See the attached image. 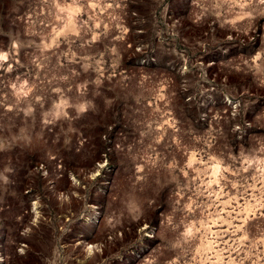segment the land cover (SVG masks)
Returning a JSON list of instances; mask_svg holds the SVG:
<instances>
[{"label":"rangeland","instance_id":"374dc122","mask_svg":"<svg viewBox=\"0 0 264 264\" xmlns=\"http://www.w3.org/2000/svg\"><path fill=\"white\" fill-rule=\"evenodd\" d=\"M0 264H264V0H0Z\"/></svg>","mask_w":264,"mask_h":264},{"label":"bare ground","instance_id":"6f19581e","mask_svg":"<svg viewBox=\"0 0 264 264\" xmlns=\"http://www.w3.org/2000/svg\"><path fill=\"white\" fill-rule=\"evenodd\" d=\"M2 57H6V55L5 54H2ZM6 59V58H5ZM4 60V59H3ZM80 147V146H79Z\"/></svg>","mask_w":264,"mask_h":264}]
</instances>
